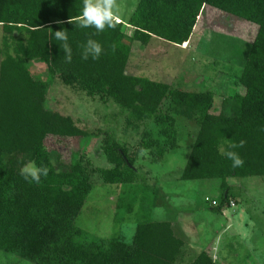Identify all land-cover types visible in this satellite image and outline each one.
<instances>
[{"label":"trees","instance_id":"trees-1","mask_svg":"<svg viewBox=\"0 0 264 264\" xmlns=\"http://www.w3.org/2000/svg\"><path fill=\"white\" fill-rule=\"evenodd\" d=\"M83 6L84 0H0L6 48L0 62V251L32 264H218L206 252L186 263V243L171 222L138 223L129 244L124 237L94 238L76 221L94 189L93 174L105 186L135 188L145 183L137 168L141 149L153 163H162L179 148L176 115L198 126L179 180L219 181L222 198L218 207H210L212 212L220 215L231 208L234 197L228 180L264 178V0H140L128 23L131 38L120 20L102 32L78 27ZM205 7L258 27L234 82L244 95L233 91L218 116L212 114L211 92L189 93L128 74V41L186 48ZM61 30L68 33L71 62L63 42L55 39ZM89 38L102 46L98 59L83 58ZM32 62L43 63L52 81L113 102L127 114L126 129L138 131L148 122L157 128L142 133L136 156L105 134L101 148L109 169H93L78 151L58 171L47 140L84 142L92 134L46 106L49 85L33 78L28 69ZM241 140L246 141L244 147L228 148ZM222 150L238 152L243 167L233 168ZM30 162L48 168L39 184L21 175ZM132 211L133 206L128 208Z\"/></svg>","mask_w":264,"mask_h":264},{"label":"rangeland","instance_id":"rangeland-1","mask_svg":"<svg viewBox=\"0 0 264 264\" xmlns=\"http://www.w3.org/2000/svg\"><path fill=\"white\" fill-rule=\"evenodd\" d=\"M140 0H113L114 11L131 38L129 20ZM258 27L205 7L186 48L152 41L148 46L130 43L128 74L146 77L189 93L211 92L215 96L212 114L223 111L224 100L236 90L244 61L254 42ZM17 38V35H15ZM0 29V62L5 53ZM35 80L49 85L46 106L72 118L78 127L92 136L84 141L50 138L46 142L58 171L79 151L93 169H109L101 145L105 134L125 145L136 156L144 131H155L154 122L140 130L126 129V113L113 102H102L52 81L41 62L28 64ZM244 95V89L236 90ZM167 107V106H166ZM180 133L179 148L167 154L162 163H153L148 153L138 156L137 168L145 179L135 188L130 185H103L93 174L94 189L77 218L76 225L98 239L124 236L131 242L135 225L141 222H171L186 243V263L216 243L221 264H264V178L228 180L235 207L216 214L220 205L219 181L183 182L179 176L189 159L198 126L175 116ZM231 197V198H232ZM121 202V203H120ZM133 206V211L128 208ZM0 264H32L0 251Z\"/></svg>","mask_w":264,"mask_h":264},{"label":"clouds","instance_id":"clouds-1","mask_svg":"<svg viewBox=\"0 0 264 264\" xmlns=\"http://www.w3.org/2000/svg\"><path fill=\"white\" fill-rule=\"evenodd\" d=\"M115 5L113 0H84V6L82 14L78 18L77 26L80 28L92 27L96 32H102L105 28L115 27V23L119 22L118 16L114 11ZM72 23V19L69 21ZM55 39L63 42L64 51L67 54L66 59L71 62V48L68 44V33L64 30L55 32ZM84 47L83 58L88 59L91 56L93 59H98L102 52L101 44L89 38ZM246 141L241 140L239 144H229V149H235L237 147H244ZM146 149H141L143 154ZM222 154L232 161V167H243L244 160L241 158L238 152L232 150H222ZM21 175L25 181L29 183L39 184L41 176L46 177L48 175V168L44 166H37L35 162H30L25 165L21 170Z\"/></svg>","mask_w":264,"mask_h":264},{"label":"crops","instance_id":"crops-1","mask_svg":"<svg viewBox=\"0 0 264 264\" xmlns=\"http://www.w3.org/2000/svg\"><path fill=\"white\" fill-rule=\"evenodd\" d=\"M119 20V19H118ZM225 213V212H224ZM223 213V214H224ZM136 227H137V224L135 225V230H136ZM135 230L133 232V237H134V234H135ZM120 237H124L123 235L120 236ZM133 237L131 239V242L129 244L132 243V240H133ZM206 253L218 264H221L220 262V256H219V249L217 248L216 246V243H214L213 246H211L207 251Z\"/></svg>","mask_w":264,"mask_h":264},{"label":"built area","instance_id":"built-area-1","mask_svg":"<svg viewBox=\"0 0 264 264\" xmlns=\"http://www.w3.org/2000/svg\"><path fill=\"white\" fill-rule=\"evenodd\" d=\"M230 205H231V207H235L234 203H231ZM212 206L213 207H218L219 205L216 202H214Z\"/></svg>","mask_w":264,"mask_h":264}]
</instances>
